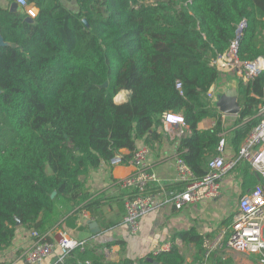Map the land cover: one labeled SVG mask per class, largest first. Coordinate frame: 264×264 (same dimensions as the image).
I'll return each mask as SVG.
<instances>
[{"label":"trees","instance_id":"16d2710c","mask_svg":"<svg viewBox=\"0 0 264 264\" xmlns=\"http://www.w3.org/2000/svg\"><path fill=\"white\" fill-rule=\"evenodd\" d=\"M26 1L38 10L32 24L25 12L0 7L6 43L0 46V252L11 246L17 220L40 234L55 226L80 229L84 212L100 223L101 202L81 177L121 150L129 151L122 157L127 163L139 139L158 142L165 112L183 116L189 131L177 155L195 177L206 175L226 133L243 193L264 185L246 160L237 159L261 120L264 70L249 81L236 77L241 111L229 128L207 98L213 85L232 76L211 59L233 42L239 61L264 59V0H66L75 2L76 11L61 0ZM121 91H129V98L116 104ZM205 119L214 122L212 129L199 128ZM136 195L124 191L119 199ZM113 225L104 222L105 228ZM176 237L194 246L192 264H203L201 236L190 230L172 241ZM112 245L124 249L119 242H86L55 264H185L173 243L166 251L118 262L99 251ZM224 248L205 264H230Z\"/></svg>","mask_w":264,"mask_h":264},{"label":"crops","instance_id":"0c3cea01","mask_svg":"<svg viewBox=\"0 0 264 264\" xmlns=\"http://www.w3.org/2000/svg\"><path fill=\"white\" fill-rule=\"evenodd\" d=\"M61 1L67 9L77 10L74 1ZM11 2L12 0H0V7L9 8ZM35 11L37 13L36 8ZM232 76L235 77H229L226 81L237 77L235 74ZM219 85L221 83L213 85L211 89L214 91ZM120 94L123 97L122 103H124L128 100L130 92L121 91L118 95ZM224 118L226 120L225 128H229L235 117L225 116ZM229 119L234 120L230 121ZM213 126L214 122L211 119H205L199 124V128L202 130H210ZM188 131L187 127L165 124L161 120V124L156 129V133L159 135L158 142L147 145L143 139L136 141L135 148L145 146L149 149L147 170L154 172L157 177V182L151 184L148 189L153 197V209L140 219V230L137 235H131L123 222L125 197L119 199L120 194L124 191L120 190L117 185L119 180L134 173V167L129 162L115 166L102 163L97 169L91 170L81 177L85 190L92 198L101 202L102 218L100 223L91 218L88 212H84L79 215L77 221V226L80 229H60L55 226L46 234L47 239L57 244L60 234L63 233L73 241L84 242V244L87 242L93 246H103L113 242L123 243V250L119 245L99 250L107 260L112 262H118L122 257L137 260L149 254H155L165 245L171 247L173 243L184 256L185 264H192L196 255L194 246L183 243L178 237L172 241L173 236L194 230L199 236L205 235L213 238L229 226L237 210L238 200L244 193L241 189L240 175L236 170L231 169L232 167H229L221 177V194L218 198L186 204L181 208L174 206L172 196L182 190V186L176 181L175 157L179 141L188 134ZM118 154L125 157L129 155V151L121 150ZM234 157L235 153L227 141L223 158L228 162ZM89 221L97 223L99 231L96 234L90 232ZM104 222H113L114 225L105 228ZM29 231L30 229L22 225L17 226L11 246L0 252V263L27 264L24 253L32 247ZM60 255L57 245L54 254L41 264H55ZM223 258L230 260V264H260L258 255L225 248Z\"/></svg>","mask_w":264,"mask_h":264},{"label":"built area","instance_id":"2783aa9c","mask_svg":"<svg viewBox=\"0 0 264 264\" xmlns=\"http://www.w3.org/2000/svg\"><path fill=\"white\" fill-rule=\"evenodd\" d=\"M15 2L23 8L26 16L36 17L34 5L26 0H15ZM236 47L237 42L235 41L226 54L211 59V65L224 74L233 73L243 81H249L264 70V59L257 58L251 62H241L236 56ZM176 86L180 88V83ZM212 96L213 90L210 89L207 98L211 100ZM262 99L264 102V95ZM259 113L261 120L243 140L237 159L246 160L251 172L264 179V105L259 109ZM161 120L165 124L186 127L181 113L165 112ZM226 144V136L222 134L217 145V156L208 161L207 173L201 178L195 177L186 162L176 155V181L182 186V190L172 196V203L176 208L190 203L213 200L220 196L221 177L227 168L232 167L236 162L235 159L228 162L224 160ZM149 154L150 151L145 146L135 148L130 153L131 157L128 161L134 167V173L117 182L120 190L137 192L133 198H124L123 222L131 235L139 233L140 219L154 206L153 197L148 189L151 184L157 182V177L154 172L147 170ZM108 164L110 166L122 164V156L115 155ZM260 186L259 184L240 196L237 210L227 228L213 238L201 236L204 251L203 264L213 251L223 247L231 251L258 255L260 264H264V187ZM28 234L32 240V247L24 253L27 264H41L54 254L57 245L61 254L58 261L62 263L69 250L84 246V242L73 241L63 233L60 234L57 244L49 241L46 234H40L36 230H30ZM169 248L165 245L156 253ZM104 252L106 253V250Z\"/></svg>","mask_w":264,"mask_h":264},{"label":"water","instance_id":"95a60500","mask_svg":"<svg viewBox=\"0 0 264 264\" xmlns=\"http://www.w3.org/2000/svg\"><path fill=\"white\" fill-rule=\"evenodd\" d=\"M9 11L11 12H24L23 8H21L15 0L9 5ZM25 21L28 23H34L33 19L26 16ZM242 26L238 30V36ZM6 43L4 42L2 36L0 35V46H4ZM107 83H104L102 87H106ZM1 93V91H0ZM116 99V98H115ZM116 104H121L122 102H117L114 100ZM210 105L213 109L217 110L220 114L224 116L236 117L241 111V106L239 104V83L237 79H230L224 82L215 88L213 91L212 99L210 100ZM55 193L52 194V197ZM17 226H20V221L17 220ZM88 227L90 232L96 234L99 231L97 228L96 222H88ZM148 261H152L151 258H147Z\"/></svg>","mask_w":264,"mask_h":264},{"label":"rangeland","instance_id":"374dc122","mask_svg":"<svg viewBox=\"0 0 264 264\" xmlns=\"http://www.w3.org/2000/svg\"><path fill=\"white\" fill-rule=\"evenodd\" d=\"M148 3L149 2H153V0H146ZM233 73H231L230 75H232ZM231 77H235V76H231ZM228 77H223V78H221V80H220V82L219 83H221V84H224V82H226V79H227ZM116 98V97H115ZM114 98V100H116ZM230 121H232V120H234V119H229ZM261 186L260 187H264V185L263 184H260Z\"/></svg>","mask_w":264,"mask_h":264},{"label":"bare ground","instance_id":"6f19581e","mask_svg":"<svg viewBox=\"0 0 264 264\" xmlns=\"http://www.w3.org/2000/svg\"><path fill=\"white\" fill-rule=\"evenodd\" d=\"M122 98H123V97H122L121 94H120V95H117V96H116V101H117V102H122Z\"/></svg>","mask_w":264,"mask_h":264}]
</instances>
